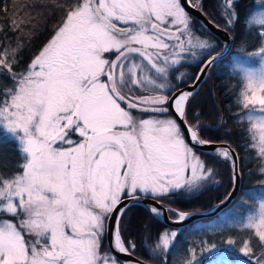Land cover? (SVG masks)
I'll use <instances>...</instances> for the list:
<instances>
[{
    "label": "rangeland",
    "instance_id": "1",
    "mask_svg": "<svg viewBox=\"0 0 264 264\" xmlns=\"http://www.w3.org/2000/svg\"><path fill=\"white\" fill-rule=\"evenodd\" d=\"M112 1L120 5L112 4L109 13L114 16V12L120 13L123 9L121 13L129 22L122 24L131 29L127 34L106 28L93 13L91 0H75L58 15L49 10L42 28L43 43L25 69L12 73L8 85L0 89V130L13 147L12 158L0 149V159L8 162L4 166L0 163L2 213L17 211L28 203L31 205L28 222L39 221L42 226L47 220L49 225L67 221L73 226L72 220L80 213L94 214L91 210L86 212L84 206L79 208L80 213L75 210L71 213L69 203L87 205V199L97 201V197L103 196L108 200L116 194L114 201L121 193V190L117 192L119 179L125 184L128 178L137 180L134 182L140 189H146L145 194L158 196L169 191L191 192L209 179L210 174L204 173L205 164L199 155L190 156L189 149L181 142L184 138L173 117L131 114L107 94L105 80L101 78L106 57H99L100 62L94 54L101 55L104 45L118 38L161 44V36L147 29L146 16L150 15L148 7H154L153 12H157L154 14L159 16L154 1L160 5L163 0H143L147 2L140 7H136L140 0ZM231 3L232 0H227V4ZM168 4L171 9L172 1ZM257 5L246 18L251 30L260 34L261 45L246 53L241 52L242 48L236 49L234 58L240 62L245 77L248 76L249 86L244 88V110L237 117L250 121L248 140L254 147L263 149L264 96L260 90L264 89V1ZM34 10L33 19L43 20L42 13ZM171 15L179 21V10L175 9ZM22 26L23 23L16 26L18 32L29 38L26 28L30 25L24 30ZM183 33L186 44L197 39L195 33ZM129 76L134 79L136 74ZM151 86L146 84L147 88ZM74 112L78 113L74 125L77 136H65L62 130ZM111 128L121 132L117 135L104 131ZM5 136L1 139H6ZM174 144L180 147L173 149ZM149 150L162 154L157 153L156 157ZM123 172L127 177L121 178ZM21 198L28 200L22 202ZM192 230L174 247L176 256L184 253L182 264L208 257L210 264H264V182L217 217L195 222ZM16 235L8 219L0 217V264H12L24 258L25 251L17 246ZM255 236L256 248L250 243ZM159 237L160 245L165 248L173 244L174 236L170 233ZM92 242L91 237H86L79 250H93ZM168 258L166 254L164 261ZM85 259L90 264L87 254ZM19 264H33V260Z\"/></svg>",
    "mask_w": 264,
    "mask_h": 264
},
{
    "label": "flooded vegetation",
    "instance_id": "2",
    "mask_svg": "<svg viewBox=\"0 0 264 264\" xmlns=\"http://www.w3.org/2000/svg\"><path fill=\"white\" fill-rule=\"evenodd\" d=\"M116 1L122 2L123 0ZM141 1L143 3H141ZM171 1L173 5L171 6V9L168 8L169 0H163L160 5L156 4V1H154L159 16L154 14L157 13L153 12L154 7L147 8L150 13V15L146 16V23L148 25L147 29L161 36V44H158L159 42H154L153 44H141L125 38H118L114 42H107L102 49L101 55L94 54L98 57L100 62L101 59L99 57H102V55L106 57L104 71H102L104 74L101 78L105 80V90L107 91V94H109L110 99L116 102L121 109H126L131 114L172 118L171 112L169 111V96L179 87L189 82L188 77L190 75L187 76V74H190L191 69H195V66L198 65L197 62H194V57H198L202 52L207 53L209 49L210 38L203 32L208 30L202 26L197 17L188 13L181 6L180 0ZM189 1L199 8L196 2L193 0ZM146 2L147 1L140 0V2H137L136 7H140L142 6L141 4H145ZM112 4H115L116 6L120 5L119 3H114L112 0H91L93 13L106 28L116 31L115 33L127 34L128 30L131 29L124 27L125 25H128L127 22L129 21H126L127 19L123 17L124 14L122 15L121 13L123 9L120 10V13L113 11L114 16H118L114 18V16L109 13ZM172 9H174L173 11H175V9L179 10V21L173 19L171 15L173 12L171 11ZM122 23H125V25ZM155 23L170 32L164 34L160 30H153L152 26ZM166 25H168V27H166ZM131 27L133 28V26ZM182 27H184V30ZM183 31H187L189 34L195 33L197 39H194L191 44H186V36ZM198 41L202 42L197 45ZM95 50L96 48L93 51ZM115 50H118L117 53L114 52ZM150 52H153V54H149ZM204 53L202 63L208 58V56H204ZM212 67H214V65ZM130 74H136V77L133 79L132 76L130 79ZM146 84H152L151 88H147ZM118 94L126 99L128 103H122ZM74 113L75 119L78 120V113ZM71 116L67 122L70 121ZM74 125L71 128H65V134L63 135L77 136L74 132ZM163 127H166V125ZM104 131L109 134L117 135L121 132V130L117 128L105 129ZM181 142L189 149L190 156L194 154V151H192L184 139ZM178 147H180L178 144H174L173 149H177ZM151 151L150 153L156 157H158L157 153L162 154L161 151ZM188 168L189 167L186 168V176L188 175ZM141 169L140 166V170ZM123 174L124 175L121 178L127 177V174L124 172ZM187 178L189 179V177ZM134 181L137 180H129L128 178V182L125 184L119 179L117 181V192L121 190V193L114 201H112V199L116 194L108 200L103 196L97 197V201L87 199V205H84L85 202L69 203L71 213L74 212V210L79 212V208L84 206L87 208L86 212L91 210L94 214L93 216H89L85 212H79L80 215H78V218L72 220L73 226H70L67 221L58 223L53 222V225H49L50 223L47 220L42 226L39 224V221L28 222V211L31 205L24 203L21 209L10 213L11 217L9 223L11 224L13 231L17 234L16 236L19 238L16 240L18 243L17 246L23 247L25 251L24 258L18 261H13V263H24L29 259L33 260V264H38L39 261L40 264H87L85 259L87 254L90 259V264H124L115 256L108 245L107 222L115 205L122 200L139 195L150 196L159 199L164 204H168L165 198L171 199L172 197H175L177 193V191H169L168 193L159 196L150 192V194H145L147 192H144L146 189H140L139 184ZM129 182L132 183L128 184ZM84 186L86 187V181H84ZM102 195L105 194L102 192ZM21 200L24 202L28 199L24 200L23 198ZM144 211H146L145 208L137 201L128 203L119 214L118 224L116 225L117 232L115 234L113 233V235L115 236L118 245H123L124 248L129 250L135 256L149 261L141 256V254H137L133 250L128 249L120 232L122 220L128 222L136 221L137 223H140L141 221H144V218L146 217ZM156 221L157 220L154 218L151 221L148 220L147 225H144L143 228H148L150 232H156V228H159ZM41 227H43V230H40ZM182 229H172L168 227L165 232L166 234L170 233V236H173ZM167 230L169 232H167ZM120 235L122 242H120L119 239ZM86 237L92 238L93 245L90 246V248L93 250L87 249V251H81L79 250V245ZM78 239L81 241L80 243ZM132 247L135 249L136 246L132 245ZM74 248H77V251L74 250ZM139 248L140 252L144 251L143 247ZM157 252L159 253L158 248ZM13 255L17 256L16 253ZM161 255L163 256V259L166 258V254ZM72 256L75 257L73 261Z\"/></svg>",
    "mask_w": 264,
    "mask_h": 264
},
{
    "label": "trees",
    "instance_id": "3",
    "mask_svg": "<svg viewBox=\"0 0 264 264\" xmlns=\"http://www.w3.org/2000/svg\"><path fill=\"white\" fill-rule=\"evenodd\" d=\"M74 1L0 0V89L8 85V80L12 73L17 74L22 72V69H25L33 53L43 43L44 38L42 35L44 33H42V28L49 12L52 11V14L58 15L60 10L64 11ZM193 1L198 4L199 9L213 23L228 31L233 39V46L230 54L218 61L208 72L195 95L189 101L186 118L191 125H196L197 123L196 127L202 138L211 141H226L237 151L241 176L240 192L235 200L237 202L241 197L246 198L253 188L264 182V148L259 149V147H254L250 143V139L248 140L247 137L249 135L247 124H250V121L240 120L237 117L244 110V88L249 89V86L246 79L248 76L246 75L247 77H245V72L242 71L240 62L234 58L236 49L241 51L242 48L243 51L241 52L246 53L257 50L260 47L262 42L260 34H256L251 30L252 27L248 24L246 15L264 0H232L231 4H227V0ZM34 9H38L42 13L43 20L37 22L33 19L32 12L34 13ZM13 23H16V25ZM20 23H23L22 30L30 25L26 28L27 32H29V38H26L24 33L18 32L16 26ZM203 32L210 38L209 49L207 53L202 52L198 57H194V62H197L198 65L195 66V69H191L190 74H187V76L190 75L188 77L189 82L194 79L201 66L203 53L204 56H210L222 46L221 41L212 33L209 31ZM238 62L239 64L237 65ZM260 93H263L264 96V89L260 90ZM4 136L5 134L0 130L1 153L7 154L12 158V144L6 136V139H1ZM245 137L247 138L245 139ZM196 153L199 155L201 163L204 162V173L209 172L210 180L204 181L201 187L196 185L195 190L192 192L178 191L175 197L171 199L165 198L168 205L182 211L209 207L223 199L232 186L231 170L224 159L197 150ZM16 156L18 158L17 153ZM0 163L2 166L8 164L2 159H0ZM215 179L217 180L214 181ZM144 215L146 217L140 223L122 220L121 235L126 247L137 254H141V256L154 264H182L181 262L185 257L183 256L184 253L176 256L174 247L177 244L176 242L185 238L187 233L193 232L192 228L194 225L189 229L187 227L184 228V231L178 232L173 244L166 250L164 246L160 245L159 236L168 227L156 221L159 228H156V232H150L148 228L144 229L143 226L147 225L148 220L151 221L153 218L146 211H144ZM0 217L10 219L11 215L0 211ZM250 243L252 247L256 248V236L250 239ZM132 245L136 246L135 249ZM139 247H143L144 251L140 252ZM158 247L166 250L165 252L169 257L166 261L157 252ZM200 260L198 263L189 261V264H210L211 258H202Z\"/></svg>",
    "mask_w": 264,
    "mask_h": 264
},
{
    "label": "water",
    "instance_id": "4",
    "mask_svg": "<svg viewBox=\"0 0 264 264\" xmlns=\"http://www.w3.org/2000/svg\"><path fill=\"white\" fill-rule=\"evenodd\" d=\"M181 6L190 14L197 17L202 25L212 34H214L222 43L223 48L208 57L203 64L201 65L200 69L198 70L194 80L187 84L186 86L178 89L175 91L171 97L170 101H174L176 99H181L182 108H180L179 111L174 110L171 106L170 110L174 117L176 118V121L183 133L184 138L190 144L193 148L200 150L202 152L215 155L220 158H225L227 164L230 167L231 170V176H232V186L228 194L217 203L198 211H190L185 213V217H183L180 220H173L169 217L168 212L166 208L155 198L151 197H143V196H135L131 198H127L125 200L120 201L115 209L111 212L108 222H107V237H108V245L112 252L115 254V256L120 259L124 264H152L150 262H147L143 260L142 258H139L135 256L134 254L130 253L128 250H126L123 245H118L115 236L117 232L116 230V224L118 221L119 214L122 209L125 208V206L128 203L137 201L141 206H143L148 213L156 218L158 221H160L164 225H168L170 227H183L187 225L188 223L200 219V218H208L211 216L216 215L226 207H228L233 200L237 197V195L240 192V186H241V176H240V170H239V157L237 154V151L227 142L220 141H207L199 137L197 134V131L195 128L190 127L184 116V110L186 107L187 102L192 97V95L195 94L197 91L199 85L204 80L209 68L212 66V64L226 56L231 48L232 45V37L229 35V33L212 23L206 16L203 14L196 5L190 3L189 0H180ZM154 29L160 30L164 33H168L165 29L161 28L158 25L153 26ZM120 101L122 103H128L126 99H124L122 96L118 94ZM130 104V103H129ZM131 105V104H130ZM132 106V105H131ZM75 121V116L71 118V121L66 125L65 128H70L73 126ZM64 128V129H65ZM63 129V130H64Z\"/></svg>",
    "mask_w": 264,
    "mask_h": 264
}]
</instances>
